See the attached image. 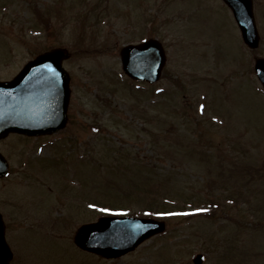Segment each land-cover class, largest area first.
Instances as JSON below:
<instances>
[{"label":"rangeland","instance_id":"rangeland-1","mask_svg":"<svg viewBox=\"0 0 264 264\" xmlns=\"http://www.w3.org/2000/svg\"><path fill=\"white\" fill-rule=\"evenodd\" d=\"M151 1L0 0V80L64 47L74 88L60 132L0 140L11 167L0 178L11 264H193L196 253L204 264H264V90L253 69L255 57L264 58V0H253L257 49L244 46L221 0H163L157 11ZM99 8L103 14L89 11ZM147 9L157 14L155 33L141 27ZM147 36L166 53L152 87L126 82L118 53ZM140 188L129 197H140L136 207L127 192ZM65 189L77 203L161 209L166 230L119 258L80 253L72 235L77 223L94 220L92 208L82 207L62 232L63 220L47 217L55 203L65 217L76 211L73 201L60 204ZM215 198L221 205L212 217L197 209ZM231 198L241 201L233 207Z\"/></svg>","mask_w":264,"mask_h":264},{"label":"water","instance_id":"water-1","mask_svg":"<svg viewBox=\"0 0 264 264\" xmlns=\"http://www.w3.org/2000/svg\"><path fill=\"white\" fill-rule=\"evenodd\" d=\"M233 11L242 37L249 47L258 45L250 0H224ZM123 70L130 77L154 82L161 75L165 55L161 45L148 40L121 50ZM66 56L63 49H52L28 62L11 81L0 82V138L8 132L26 135L49 134L66 123L69 102V78L61 67ZM255 69L264 88V59L256 60ZM6 163L0 155V175L6 173ZM164 223L135 217H107L96 224L81 227L75 243L85 250L104 257H118L150 235L161 232ZM12 253L4 240L0 219V264H10ZM198 255L194 263L201 264Z\"/></svg>","mask_w":264,"mask_h":264}]
</instances>
